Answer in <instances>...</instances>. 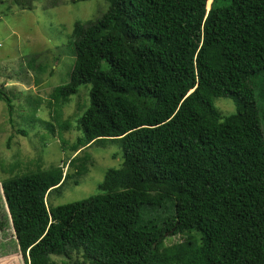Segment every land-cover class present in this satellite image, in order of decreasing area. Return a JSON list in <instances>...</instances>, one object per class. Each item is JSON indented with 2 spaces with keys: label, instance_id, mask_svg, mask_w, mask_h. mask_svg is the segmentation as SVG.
I'll return each mask as SVG.
<instances>
[{
  "label": "trees",
  "instance_id": "1",
  "mask_svg": "<svg viewBox=\"0 0 264 264\" xmlns=\"http://www.w3.org/2000/svg\"><path fill=\"white\" fill-rule=\"evenodd\" d=\"M102 1L72 24L75 58L45 124L68 130L63 105L88 86L82 134L66 148L118 141L122 162L97 193L50 207L46 195L77 185L89 153L68 160L65 180L62 165L37 164L1 182L24 262L264 264V0ZM227 96L236 112L224 116L214 100ZM0 100L10 113L1 89Z\"/></svg>",
  "mask_w": 264,
  "mask_h": 264
},
{
  "label": "rangeland",
  "instance_id": "2",
  "mask_svg": "<svg viewBox=\"0 0 264 264\" xmlns=\"http://www.w3.org/2000/svg\"><path fill=\"white\" fill-rule=\"evenodd\" d=\"M210 3L211 0H207L206 9ZM106 4L102 0L76 3L72 0H0V89L10 97L12 105L8 113L6 103L0 100V264H23V256L16 251L18 245L3 197L1 182L4 179L37 164L42 168L62 165L64 176L70 169L69 159L76 154L89 153L92 162L77 185L69 179L58 191L46 195L45 202L50 207L97 193L105 171L120 167L122 148L118 141L93 143L74 153L66 148L82 134L75 120L88 103V86L81 85L77 94L63 105L60 119L71 122L68 130L59 133L58 124L52 122L51 133L45 124L53 116L51 104L54 101L50 99V93L55 86L68 81L75 58L70 45L72 24L76 20L98 16ZM30 56H33L32 63ZM256 80L264 83V72ZM35 101L37 108L32 122L26 114H31ZM214 106L224 116L236 112L230 96L215 98ZM261 126L264 139V121ZM20 129L26 133L18 132ZM182 238L179 234L167 235L164 244ZM52 259L55 264H87L82 262L80 254L70 259L58 256H52Z\"/></svg>",
  "mask_w": 264,
  "mask_h": 264
},
{
  "label": "crops",
  "instance_id": "3",
  "mask_svg": "<svg viewBox=\"0 0 264 264\" xmlns=\"http://www.w3.org/2000/svg\"><path fill=\"white\" fill-rule=\"evenodd\" d=\"M15 239H16V238H15ZM16 251H19V249L16 250ZM19 252H20V251H19ZM14 253L16 254L17 252L14 251ZM18 256H19V254L17 253V257H18ZM21 256H22V255H21ZM21 258H22V257H21ZM22 262H23V264H26V263L24 262L23 258H22ZM19 263H20V262H19ZM19 263H18V264H19Z\"/></svg>",
  "mask_w": 264,
  "mask_h": 264
},
{
  "label": "clouds",
  "instance_id": "4",
  "mask_svg": "<svg viewBox=\"0 0 264 264\" xmlns=\"http://www.w3.org/2000/svg\"><path fill=\"white\" fill-rule=\"evenodd\" d=\"M15 235V234H14Z\"/></svg>",
  "mask_w": 264,
  "mask_h": 264
}]
</instances>
